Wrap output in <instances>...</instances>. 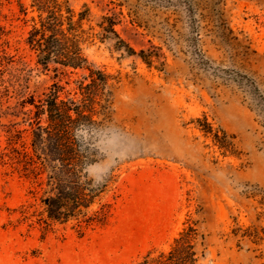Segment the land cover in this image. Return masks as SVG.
<instances>
[{"label": "rangeland", "instance_id": "374dc122", "mask_svg": "<svg viewBox=\"0 0 264 264\" xmlns=\"http://www.w3.org/2000/svg\"><path fill=\"white\" fill-rule=\"evenodd\" d=\"M68 2L88 10L82 28L94 34L113 18L136 53L114 40L83 45L108 76L86 168L106 185L91 210L108 205V218L80 234L74 221L45 229L21 217L41 191L11 160L6 131H21L30 151L28 103L52 85L79 98L88 72L38 63L26 43L31 0H0V264H139L189 228L195 264H264V0Z\"/></svg>", "mask_w": 264, "mask_h": 264}, {"label": "trees", "instance_id": "16d2710c", "mask_svg": "<svg viewBox=\"0 0 264 264\" xmlns=\"http://www.w3.org/2000/svg\"><path fill=\"white\" fill-rule=\"evenodd\" d=\"M30 8L37 13V22L32 26L26 40L37 56L38 63L60 65L71 70H86L88 76L76 85L74 96L60 97L62 87L52 85L48 93L37 103H28L34 108L31 127L30 151L22 141L21 131L11 128L6 131L12 158L22 171L33 174L38 192L30 191L33 203L20 207L24 221L42 225L45 229L55 224L74 221L75 230L86 231L105 224L108 205L92 211L105 188L87 178L86 168L96 161L93 133L100 122L94 118L101 109L102 91L108 76L93 70L83 55V45L98 39L100 42L115 41V48L127 55H136L115 30L116 21L101 17L94 34L92 28L83 30L82 23L88 20V10L76 13L68 0H31ZM138 56L150 63L144 51ZM88 80V81H87ZM104 102H106L104 100ZM26 104V103H23ZM21 143V150L16 145ZM44 176V179L42 178ZM90 211V212H89ZM179 233L167 252L152 257L146 255L139 264H195L194 241L197 233Z\"/></svg>", "mask_w": 264, "mask_h": 264}]
</instances>
